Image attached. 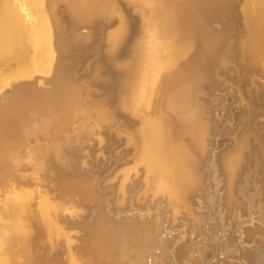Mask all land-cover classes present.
Returning <instances> with one entry per match:
<instances>
[{
    "label": "bare ground",
    "instance_id": "1",
    "mask_svg": "<svg viewBox=\"0 0 264 264\" xmlns=\"http://www.w3.org/2000/svg\"><path fill=\"white\" fill-rule=\"evenodd\" d=\"M61 1L66 4L64 8L67 7L72 24L77 25L81 23V25L85 24L89 26L93 25L95 19L99 16L104 15V13L107 14L108 11H104L105 8H103V5L105 6L110 2L112 3L110 6L111 8L109 7L110 12L108 13H111V16L117 17L119 22L115 28L109 30L110 32L107 33L106 42L104 43L106 47L104 46L105 50L103 49L104 52L100 60L101 64L93 66L91 70L92 77L102 79V84L112 89L111 92L103 95V99L107 98L108 100H114L115 111H118L117 109L127 111L131 116L135 115L138 117L139 127L134 132H129L130 134L128 136V141L133 144L135 152V154H133V159L135 158L136 163L141 164L144 168L146 175V179L144 178L146 180L144 187L148 188L154 196L161 195L173 212L172 216L168 217V215L159 211V208L164 206L161 199L155 201L156 203L154 202L155 204H152V206L150 202H147V204L143 203L144 205L142 204V206H135L132 197H130L129 202L126 203L125 196L127 193L124 186L128 177L127 174H124L121 186L118 190L122 194V198L115 202L116 204L126 206L125 208L118 206L114 208V199L112 197L107 198L105 203L102 204L104 200L101 202L99 200L100 197L98 198L96 195V184L94 181L81 182L62 178L59 180V188H62L65 192H74L78 194V196L80 195L81 199L85 198L92 201L95 205V207H92V212L93 208H96L95 212L97 213L93 225L91 228H86L87 231L83 234L86 248L84 247L81 249V253L78 251L83 260H80L81 263H79L78 260L74 258L70 259L69 257V259H67L69 260V264H86V260L91 264H177L174 261L175 256L178 258V261L184 256L192 260L199 259V261L192 262V264H264V161L262 158L254 154L253 159L255 160V164L250 169V173L243 175L241 178L245 185L242 190L238 188V192L242 199L238 201L235 195V186L238 181H236V179L239 177V163L241 164V161L239 162L238 158H236L235 155L233 156V152L239 149L235 150L234 148V151L231 150L232 154L226 151L229 154L221 157L222 168L226 174V192L224 193V197L222 195L224 204L228 207L227 214L225 215L226 219L223 218L224 210H220L217 205L219 195L218 185L220 182L217 176H215L214 171L207 175L206 180L208 186L204 194L202 196L196 195L200 193L199 185H202L201 182L204 177L203 169H213L214 158L212 159L210 155H205V135L208 132L209 125L203 118L202 105L198 99L199 97L197 98V94L194 95V93L200 82L205 80L203 77L209 78L213 76V74H216L215 71L226 65V61L223 58H216L218 50L228 52L232 47L230 42V44L223 42L220 36L210 35L206 31V28L203 27V24L208 20L216 17L218 18V16L224 18L223 11L226 9L223 6L225 5L223 4L221 9H217L219 8L217 5L218 3H211L207 0H138L143 5L149 6L147 12L148 16L144 20L145 23H142L145 24V29L143 30L142 28V31H144L143 34L145 33L144 35H146L147 41L144 42L139 38L144 42L142 43L141 41V44L139 43L140 40H123V36L129 32L133 23L127 20L120 6L116 4L120 3L117 2V0H60V2ZM251 1L254 2V6L245 13V19L249 28L248 43L255 52L259 53L262 50L264 51V0ZM4 3L5 5L0 9V57H7L11 52L16 50L23 52L22 49L24 47L21 38L25 32V26L21 22L22 20L20 21L18 19L14 9L8 6L6 4L7 2ZM53 3L54 0H51L49 8L45 6L48 8L46 11H43L41 7L42 10L39 11L40 9L38 8V25L30 35L31 45L33 47L32 57L30 56L24 59L23 55H21L16 58L12 62L15 65L14 72H12L10 76L7 75V78L4 76L0 77V88L11 85L12 82L14 83L17 81L19 75L22 74V70L24 71L40 66L39 60H48L49 58H55L57 55H63L68 52L71 47L75 49L86 47L81 37L75 34L73 37H68L64 34L60 19L56 16L55 12V14L53 13V9L51 10V6L54 5ZM109 8L107 7L108 10ZM230 8L232 9L231 6ZM140 18L142 19V17ZM177 21L181 24L177 26H181L183 30L185 29L188 31V35L186 36L190 37V40L186 41L188 43L183 47L181 46L182 48L177 45V50L175 49L174 51L173 49L176 46L175 39H171L170 42H167L166 40L161 41L163 39L160 40L159 37L158 40L157 36L160 35H158V31L155 27L163 23L162 25L165 26L168 35H170L173 28H170V25L173 26ZM179 22H177V24ZM226 25L228 27V24ZM165 32L166 31H162V33ZM181 34L183 33L181 32L179 35L175 34L177 35L176 37H178L176 39L185 36ZM27 35H29V33ZM165 35L166 34H164V36ZM168 39H170V37ZM247 46L246 43H243V48H245L246 51L249 50ZM188 49L190 51H195L193 58H191V63L193 64L191 66L189 65L190 69L187 72L181 71V74L179 73L180 75L178 74V77H175L176 79L171 78L177 73L174 75L172 74L173 76L164 83V77H166L164 74L167 72L170 74L172 67L179 61V58L186 55ZM103 50L101 49V51ZM13 53L15 54V52ZM85 53H89L88 50H86ZM244 54L245 60L248 59L251 64H254L253 60L249 58V55H247L245 51ZM120 56H127V58L121 63H117L116 59ZM6 59L9 58H5V60ZM78 61V67L83 68L84 63L81 55ZM63 66V63L60 65L58 64L55 76L53 74L54 78L50 82V86L52 85L54 89L53 94L46 96L41 95L37 88L25 84L16 87L12 92L3 96L6 101L5 105L10 108L14 107L17 111V113L15 112L17 114L15 116L16 119H14L12 123L10 121V123H7V120L6 122L4 121L6 123L5 125H3L4 122L0 125V167H2L3 170V167H5V169H12L13 167L11 160L14 155V148L12 149V147L16 139L20 137H26L28 139L31 136L37 137L39 134L44 135L47 139L46 136L49 134L48 129H51L57 121L59 122L57 123L59 127H67L74 116H78L79 111L82 112V110H80L81 105L79 106V99L84 97L81 96L82 93L79 95L80 90L78 91L77 87L73 85L74 83H72L69 75L65 73L64 70L66 69H63ZM103 71L108 74L105 78H102L101 73ZM193 73L194 75H191ZM131 80L134 82L132 85ZM38 84L42 85L43 81L40 83L38 82ZM263 86L260 88L261 93H252V97L257 98L254 99V101L256 100L257 102L258 100L262 105V110H264ZM129 87L130 91L127 92ZM84 88L85 87L82 89ZM83 91L86 92L87 90ZM121 92L127 93L119 95ZM155 94L160 96L163 107L158 105V107L161 106L162 108L160 107L161 109L158 110L156 107V110L153 111L148 108V110L145 109L147 110L146 112H143L144 110H142V107L145 108L149 106L148 104L152 102V96ZM158 95H156V97ZM33 97L36 98L31 100L30 98ZM83 100L88 101L85 99ZM81 103L83 104L84 102L81 101ZM90 104L88 103L87 107H89ZM101 105H103V103H101ZM189 105L194 107L192 110L190 109L188 111L186 107L190 108ZM1 107L3 109L5 106ZM86 108L85 110L87 111L88 109ZM8 109L9 108H7V110ZM4 110L0 113L3 114ZM91 110L94 109L90 107V111ZM99 110L100 109H98V111ZM104 112L107 114L105 118L114 122L113 120L116 112L109 110ZM152 112L156 115H151ZM6 113L11 114L9 111ZM38 113L45 117L35 123H31L30 121L36 114L38 115ZM221 117L216 118L214 130L217 133L220 130V128L217 127L222 123ZM49 132L52 131L50 130ZM81 132H79V134ZM77 133L78 132L75 134L76 136ZM60 134L61 131L59 135ZM261 135H264V129ZM57 138L52 137L51 140L49 139L50 142L46 141L44 145L38 147V170L43 166L42 163L47 155L50 156L49 154L54 153L58 156L60 153L62 141ZM64 140L66 139L64 138ZM240 144L243 146V143ZM242 148H244V146ZM63 152L64 150H62V154ZM61 155H59V157ZM35 170L37 171V169ZM0 174H3V171ZM247 177H250L251 181L247 180ZM107 190H109V192L112 191L110 188H107ZM57 193L58 192H56V194ZM192 195L198 197L199 207L205 209L207 214H194L190 205V197ZM27 199V195H23L19 198L18 204L22 205ZM48 199L50 200V198ZM49 200L42 201L41 206L38 204L40 209L37 206L39 209L37 212L41 217L38 216L41 219L40 222L45 231L49 234V237L52 236L53 240L56 237L63 239L68 252L73 254L71 250L76 252L78 249L71 246L72 241L69 240L71 237L68 239L66 235V237L62 236L65 234L64 226L66 225L67 227L68 224L66 223L64 226L60 225L64 223V218L61 215L59 216L60 213L58 214L60 205H57V200L55 203L52 202L54 199H51V201ZM88 200L86 202L92 205ZM106 201L109 202V207H111V209H115L111 212L113 213L110 216L111 221L107 220L106 217L104 219L102 215V210L107 214ZM232 201L235 202L232 205L233 207L231 206ZM243 205H245V207H243ZM181 209H185L187 214L195 216L197 221H199L200 216L205 217L201 219L198 225H175L176 220L178 221L176 215H178L177 213ZM160 210H162V207ZM167 224H170L169 229H165ZM18 228L16 227V230H18ZM19 230L22 231L24 229ZM89 230L92 232V236ZM27 232L30 233L29 230H27ZM20 233L17 234L19 235L17 236L18 239H21L27 247H32L35 243V239L28 238L29 240L27 241L25 238L28 236H25V234L28 233ZM195 235L198 236L200 240L191 245L190 239L194 238ZM53 236L56 237L53 238ZM123 237L124 239H122ZM1 239V242L3 241V243L6 244L8 238L3 237ZM5 244L4 247L6 246ZM11 245H14L13 242H11ZM123 247L124 249L122 252L121 248ZM10 249H12V247ZM4 254L6 256L4 255L3 258H0V264H14L15 262L17 264L18 262L19 264L27 263L25 257L21 254ZM31 255L33 256L32 253ZM76 257L78 259L81 258L79 256ZM132 257L135 261H133ZM51 259L53 260V258ZM43 260L44 259H42V261ZM84 260L85 263L83 262ZM53 261V264H61V261L59 259L57 260V258ZM43 264H49V262L44 260ZM185 264L191 263L186 261Z\"/></svg>",
    "mask_w": 264,
    "mask_h": 264
},
{
    "label": "rangeland",
    "instance_id": "2",
    "mask_svg": "<svg viewBox=\"0 0 264 264\" xmlns=\"http://www.w3.org/2000/svg\"><path fill=\"white\" fill-rule=\"evenodd\" d=\"M50 1L51 0H6V1L5 0H0V9L3 8V6L5 5L4 2H7L6 4L8 6H10L12 9H14V11L17 13L18 19L20 21L22 20L21 22L25 26V32L23 33L24 36L22 35V38H21L22 45L25 48L23 47V49H22L23 52L16 50V51H13V52H15V54L13 52H11L7 57L6 56H4V57L1 56L2 58L0 57L2 59V60L0 59V77L4 76V77L7 78L8 76H10V74L12 72H14L15 65L12 62L16 58H18L19 56L23 55V57L25 59V58H28V57H30L32 55L33 47L31 45V40H30L31 37H30V35H31L32 31L38 25V20H39L38 16H37L38 15V10L40 9L39 11H41L43 9V11H46L49 8ZM121 1H122V3H125L127 6H130L133 9V10L130 9L129 12L132 13V14H135V17L137 18L136 24H134V23L132 24V26L135 25L133 27L134 30H133L132 39L133 40L135 39V40L139 41L140 40L139 38H141L144 42H146L147 41L146 40L147 37H146V35H144L145 33L143 34L144 31H142V28H143V30L145 29V27H144L145 24H142V23L144 22V20L148 16L147 12H148L149 6L147 7L146 5H143L138 0H117V2H121ZM61 2H60V0H54V3H53L54 5L51 6V10L53 9L52 10L53 13L55 12L56 16H58V18L60 19V21L62 23V28H63L64 34L66 36H68V37H73V35L75 34L73 29L78 24H81V23H78L77 25L76 24H72L70 13L67 10V7L64 8L66 4L64 2H62V3ZM63 4H64V6H63ZM116 4L119 6L120 3L119 4L116 3ZM111 5H112L111 2L109 4H106L105 6L103 5V8H105L104 11L110 12V8H111L110 6ZM45 6H47L48 8L45 7ZM253 6H254V2L251 1V0H241L240 1V6L239 7H240V11L242 13V18H243L242 19V24H243V27H242V34H241L240 39H239L240 40V44L238 45L239 49H240V52H241V56L243 57L242 59L245 60V54H244V51H245L247 53V55H249V58L252 59L253 62H254V64H251L253 66V68L255 69L253 76L255 77V81L256 82L253 83V88L249 89V90H246L247 92L242 91V90L238 92L237 91V89H238L237 88V84H235V83H230L226 87H223V86L217 87V88L213 89L214 90L213 94L209 96V100L210 101L208 102V104L204 100V98H203L204 96L203 95L201 96L199 94L200 92L198 93L199 85L196 88L197 90L194 93V95L197 94V98L199 97L198 99L200 100L201 105H202L203 118L207 121V123L209 125L208 132L205 135V142H206L207 138L210 137V125H211V122L209 121L208 112L217 113L218 115H217L216 118H220L222 116L221 119H222V123L223 124L221 123L220 128H222V126L225 127V128L228 127V129H227L228 130L227 138L228 139H233L232 140V144H231L232 146L231 147L228 146L226 149L230 150V151L227 150L230 154H232L231 152L234 151L233 150L234 148H235V150L239 149L238 151H234L233 152V156L235 155V157L238 158L239 162L241 161V157H242L243 151L245 150L247 145L250 143V140L254 139L253 136L255 135V130L253 129V121H252V119H251V117L249 115V108L251 106V102H253L254 99H255V98L252 97V93L253 92L254 93L255 92L261 93L260 88H262V86L264 85V51L262 50L259 53H257V52H255L254 49H252L249 46V43H248V40H249V28L247 26V22H246V19H245V15H246L245 13H246V11L248 9L253 8ZM43 7L46 8V9H44ZM107 7L108 8L110 7L109 10L107 9ZM121 11L123 12L122 9H121ZM108 12H107V14H109ZM104 15H106V13H104ZM104 15H102V16H104ZM110 16H111V13H110ZM111 17L115 18V16H111ZM138 17L139 18L142 17V19L141 18L139 19ZM177 22H179V21H177ZM177 22L173 26L170 25L171 26L170 28L173 27L172 30H171L170 35H168V32L165 29V26L162 25L163 23H160L159 25H157L155 27V29L158 31V35H160V36H157L158 40H159V37H160V40L163 39L161 41L166 40L167 42L168 41L170 42L171 39H173V40L175 39L176 46L173 49L174 51H175L176 47L180 46V48H182L185 44L188 43L186 41L190 40V37L186 36V35H188V33H187L188 31L185 30V29L183 30V28L181 26H177V25H181L180 22L178 24H177ZM63 25H65V26H63ZM32 27H33V29H32ZM114 27H115V25L112 26V29ZM179 27H180V29H179ZM160 28H161V32H160ZM29 29H31V30H29ZM140 29H141V31H140ZM173 30H174V32H173ZM162 31L163 32L166 31V32L162 33ZM185 31H186V34H185ZM206 31H207V29H206ZM108 32H110V31H108ZM108 32H106L105 36L99 42L100 45H101L100 48L102 50L103 49L105 50L106 46L104 45V43L106 42L105 39H106V36H107ZM181 32L183 33L181 35H185L186 37L182 36L181 38L176 39L178 37H176L177 35H175V34L179 35V33H181ZM28 33H29V35H27ZM164 34H166V35L164 36ZM27 36H28L29 39L27 38ZM167 36H168V38L170 37V39H168ZM173 36H174V38H173ZM185 39H188V40H185ZM231 39H233V38H231ZM142 40H140L139 43H141ZM143 41H142V43H144ZM243 43H246L248 45L247 47H248L249 50L246 51L245 48H243ZM71 49L74 50L75 48L71 47ZM71 49L68 52L64 53L63 55H57L55 58H49L48 60L47 59L46 60H39V62H40L39 65L40 66H38V67H34V68L27 69V70H24V71L22 70V74L19 75V77L17 78V81L19 79H27V78L37 77L38 78V82L40 83L42 81L41 80L42 77H47V76L51 77V81H52L54 76H55L58 64L60 65L62 63L64 64V66H63L64 68L63 69H66L64 71H65V73H67V68H68L67 66H69V61L67 60V56H68L67 53H69L71 51ZM231 49L234 50L233 47H231ZM231 49H230V51H231ZM104 50L103 51L100 50V56H101L100 60L102 58ZM248 51H250V52H248ZM188 52H191V53L193 52V55L195 53V51H190L189 49L186 52V54ZM11 54H13V55H11ZM5 58H9V59L5 60ZM126 58H127V56H120L119 58L116 59V62L117 63H121L122 61L126 60ZM181 59H182V57L179 58L178 60L180 61ZM65 61H66V63H65ZM179 61H177V63L174 65V67H172V69L170 71V74H169V72L164 74V76H166V77H164V81H165L164 83H166L167 79H170L176 73L177 74L174 75L171 79L175 78L179 73L181 74V71L187 72L190 69V66L193 64V63H191L192 62V59H191V61L188 62V66L186 68H184V70H180V72H179L177 70V68H176ZM78 69L80 70V67ZM53 74H54V76H53ZM107 75L108 74L106 73V76ZM24 77H27V78H24ZM74 77L77 80H79V81L88 80L89 83H90L91 82V77H92V71H91L90 75L82 72L80 74H78V73L75 74ZM211 77H209V78H211ZM209 78H204L203 77V79H205V80H203V82L208 81ZM95 79H98V78H95ZM100 80H101V83H103V80L102 79H100ZM133 81H134V79H133ZM133 81L131 80V85H132V83H134ZM72 83H74L73 85L77 87L78 91L80 90L79 91V95H81L80 93H82L81 96L84 97L82 99L80 97H79L80 99L78 98L79 99V103H80L79 106L81 105L80 106V110H82V112L79 111V113H78L79 115L78 116L75 115L73 120L70 121V123H69V125L67 127H62V126L59 127V124L57 125V123H59V122L57 121L56 124L51 127V129L50 128L48 129V133L49 134L47 133L48 134L46 136L47 139L44 137V135H41V134H39L37 137H32L31 136L28 139L26 137H22V138L20 137V138L16 139L15 140V144H13V147H12V149L14 148L13 149L14 155H13V158L11 160L12 161V165L15 168H13V167H12V169L6 168V169H8V170H6L5 167H3L4 168V170H3L2 167H0V169H2V170H0L1 171L0 173H2V171H3V174H0V176H1L0 177V235H1V237H0V245H1L0 246V258L1 257L3 258V256L5 255L4 253H6V254L7 253H12V255H15L17 253L18 255L19 254L23 255L25 257V259H26V256L27 255L28 256H32L31 255V253H32L33 254V260L26 259V261H27V263L25 262L26 264H29V263L30 264H43L44 260L46 262H49V264H53L52 261L55 260V258H57V260L59 259L61 261V264H69V260H67V259H69V257H70V259L74 258V259L78 260L79 263H81V261L83 260V258L79 254V252L81 253V250L78 249V250H76V252L74 250H71V253H73V254H70L68 252L67 248H66L67 247L66 244H64L63 239H61L60 237H56L55 236L58 239L57 240L53 236V238H55L53 240L52 236L49 237V234L45 231L42 223L40 222L41 221V219H40L41 217H40V214L37 211L40 209L39 205L41 206L42 201L44 202L46 200H49L48 198H50L49 201H51V199H54V201L52 200L53 203H55L56 200H57V205L58 204L60 205V209L58 207V209H59L58 210V214L60 213L59 216L60 215L61 216L62 215L73 216V215H76V213L82 212L83 210L80 207H77L75 205V203L72 201L75 198L81 199L80 195L78 196V194H76L74 192H65V191L62 190V188H59L58 184H57L58 187L53 189L51 184L48 183L43 178L44 177L43 176V172H44L43 166L45 164V160L49 156L47 155L45 157V159H44V161L42 163L43 166L41 167L40 170H38V167H37L38 166L37 165V163H38V161H37V158H38V147L40 145H44V143H46V141L50 142L52 137L53 138H57L58 137L59 139L58 138L57 139L62 141V143H61L62 145H61V148H60V153L58 154V156H56L54 153H51V154L55 155L57 161L59 160V162H64L65 160L63 159V157H65L66 153H68V152L77 153L78 148H77L76 144L79 143L78 140L81 141V140H83L82 138L86 137L88 134H90V132L94 133L95 131H97L101 127V123L108 124V121L110 119L108 120L107 118H105L107 116V114H105L106 112H104V111H106V110H109V111H112V112L114 111V112H116L115 114L124 113V112L127 113V111H123V110L115 111L114 110L115 109V101L111 100V99H110L111 100L110 101L107 98H104L105 100L103 99V95L104 94L106 95L107 93L111 92L112 89L104 91L102 88L92 84V86L90 85V89H92V91L96 92L97 94H94V95L91 96V95H88L89 92L86 91L85 88L82 89L83 87H85V84H86L85 82H84L85 84L83 82H82L83 84L81 82H80V84H78V83H76L74 81H72ZM39 85H41V84H39ZM9 87H10V85H8L6 87H3V88L1 87L0 88V91H1L0 94L6 88H9ZM79 87H80V89H79ZM50 88H51V91L50 90L49 91H43V90H40V89H37V90H38V92L41 95H45L46 96V95H50V94L54 93V89H53L52 85L50 86ZM83 90H85L86 92H84ZM263 90H264V86H263ZM129 91H130V87L127 89V92H129ZM127 92H123V93L126 94ZM123 93L121 92L119 95H122ZM156 95H158V94H155V95L152 96V102H150L148 104L149 106H146L147 108L146 107L145 108L142 107L143 108L142 110H144L143 112H146L148 110V108H149V110L153 111V110H156V109L159 110V109H161L163 107L162 106L163 103L161 102L160 96L158 95L156 97ZM2 98H4V97H2ZM83 99L88 100L89 102L88 101H84ZM2 100H3L4 103L2 102ZM156 100H158V101H156ZM81 101L84 102V103L82 104ZM5 102H6L5 98L0 100V105L6 107V108L3 107V109H2V107L0 106V112L5 109L3 111L4 117H3V114H1L2 112L0 113V119H2V120H0V125L3 124L2 122H4V121L6 122L7 120H8L7 123L9 121L12 123L14 121V119H16L15 116L17 115L16 114L17 113L16 108H14V107L10 108L9 106L7 107L5 105ZM1 103H3L4 105L1 104ZM88 103L89 104L91 103L92 105L90 104L91 106L89 105V107H87ZM101 103H103V105H101ZM85 104H87V105H85ZM158 105H161L162 107L161 106L158 107ZM189 106H190V108L186 107V110H188V111L190 109L192 110L193 107H194L192 105H189ZM90 107H91V109H94V110H91L92 113L90 111ZM7 108H9V109L7 110ZM85 108L88 109L87 111L89 112V116H88V112L85 110ZM209 108H211V109H209ZM10 109H12V110H10ZM98 109H100V110L98 111ZM145 109H147V110H145ZM5 111L6 112L9 111V112H11V114L6 113ZM93 111H96V112H93ZM260 111L264 112V110H262V108H261ZM96 113H99V114H96ZM95 114H96V117H95ZM153 114L156 115L154 112H152L151 115H153ZM129 116H131V115L129 114ZM44 117H45L44 115L42 116V115H40V113H38V115L36 114L35 117L30 122L31 123H35L38 120L43 119ZM131 117H134V118H136L138 120V117H136L135 115L131 116ZM3 118H5V119H3ZM9 118H11V119H9ZM97 118H99V119H97ZM257 119H258V121H260V124L264 122V116H262V115H259ZM5 122H4L3 125L6 124ZM111 122L112 121L110 120L109 124H111ZM138 122H139V120H138ZM215 124H216V121L214 122V126H215ZM62 128L63 129L69 128V129L63 130ZM59 129H61V130H59ZM77 129H78V131H77ZM50 130L52 132H49ZM57 131H59V132H57ZM60 131H61V134L59 135ZM258 131H260V130H258ZM76 132H78L77 136L75 135ZM79 132H81V133L79 134ZM256 132H257V130H256ZM130 133L129 132L127 133L126 141L133 148V144L128 141V136H129ZM55 135H58V136H55ZM235 136H236L237 139L235 138ZM94 137L100 138V136H97V135H94ZM256 137L258 138V142H257L256 150H255V155H257L259 158L261 157L262 160L264 161V135H261V133H259V134L256 135ZM64 138L67 141L64 140ZM73 140H74V142H73ZM233 143H234L235 147L233 146ZM236 143L239 145V147H238V145ZM240 143H243L244 148H242L243 146H241ZM63 145H64V147H63ZM63 148H66V149H63ZM62 150H64L63 154H62ZM228 152H225L222 156L228 155L229 154ZM51 154H49V155H51ZM133 154H135L134 149H132V151L126 157V159L128 161L118 171V173H120L121 176H122L121 177V182L123 180L124 174H127V176H128L127 180L125 181V182H127L129 180L130 173H135V174L139 173L138 169L142 165L139 164V163H136L135 158L133 159ZM59 155H61L62 157L61 156L59 157ZM97 155L98 156H102L103 154L101 152H97ZM210 156L212 157V159L214 158L213 154L210 155ZM57 157H58V159H57ZM60 158H61V160H60ZM83 163H85V162L83 161ZM57 164L58 165H56V168H59L60 164L59 163H57ZM254 164H255V160L253 159L252 160V166ZM14 165H16V166H14ZM240 165L241 164L239 163V169L241 170ZM204 167H205V165H204ZM35 169H37V171ZM212 171L215 172L214 174H215V176H217V178H218V180L220 182L219 185H218L219 195H218L217 205L220 208V210H222V209L224 210L223 218H225V215L227 214L228 207H227V205L224 204V201H223V197L225 195L224 193L226 192V189H225V187H226V174L224 173V170L222 168V158H220L218 165L214 161L213 169L212 168H207V169L204 168L203 169L204 177H203V180L201 182L202 185H199L200 193L196 194V195L202 196L204 194V191L207 189V186H208V182L206 180L207 179V175L209 173H211ZM248 173H250V169L246 172V174H248ZM62 178H60V179H62ZM64 178L67 179V180H71V181L72 180H76V181H81V182H89V181H92V182L94 181L95 182V174L89 175V176L88 175L84 176V175H79V174L75 173L73 175H70L69 177H64ZM142 178H143V180H142V183H140V186L142 184L143 188H141V189L138 188L136 190L135 197L133 198L134 202H135L134 203L135 206H142L143 203L147 204V202H150L151 206H152V204L154 205L156 203L155 201H158V199H161V201L164 204V206H161L162 210H160V208H161L160 207L159 211L161 213H164V214L168 215V217L172 216V214H173L172 209L166 204L165 199L161 195H157V196L155 195L154 196V194H152V192L148 188L144 187L145 186V181H146L145 180L146 179V175L144 174ZM238 179H239V177L236 179V181ZM247 180L251 181L250 177H247ZM109 181H111V180L103 182V184H106ZM244 185H245L244 181L240 180L239 183L235 186V195L238 198V201L242 200L241 197H240V193L238 192V188H240L242 190L244 188ZM120 186H121V183H120ZM12 189H13V191H12ZM96 191L98 192L97 194H98V197H100L99 198L100 201L102 202L104 200L102 202V204L105 203V200L107 198H111L112 197L114 199L113 200V203H114L113 207L114 208L116 206L122 207V208L126 207V206H122L120 204H116L115 203L116 201H119L120 198H122V194L116 188H115V190L112 189V191H110V192L107 189H105V191H103L102 189L100 191H98V190H96ZM56 192H58V193L56 194ZM22 194L24 196L27 195L28 199H27L26 202H24L21 205V204H18V202H19V198H21L23 196ZM222 195H223V197H222ZM40 196H42V197H40ZM60 196H62V198ZM125 197H126L125 198V202L126 203L129 202L130 198H128V197H130V196H128V194H126ZM197 198L198 197L195 196V195L191 196V205H192L191 207H192V209L194 211V214L195 215L202 214V213H206L207 214L205 209L199 207ZM85 200L87 201L88 199H85ZM88 201L91 202L92 207H95V205H94V203L92 201H90V200H88ZM106 203H107L106 204V212H107V214L105 213L104 210H102V212L104 213V214L102 213V215H103L104 219L106 217L107 220L111 221V217L110 216L113 214L111 212H113L115 209L113 210V208L111 209V207H109V202L108 201H106ZM234 203L235 202L232 201L231 206ZM62 205H63V207H62ZM37 206L39 207V209H38ZM243 207H245V205H243ZM95 209L96 208H93V212L96 211ZM177 214L178 215H176V218L178 219V221L176 220V222H175L176 224L175 225H190V224L198 225V223L201 222V219L205 217V216H202V217L200 216L199 217V221H197L196 217L193 216V215L187 214L185 209H181ZM94 221H95V219H94ZM94 221H93V223H94ZM63 222L64 223L63 224L61 223L60 225L64 226V224H66L65 220ZM177 222H179V223H177ZM93 223H92V225H93ZM92 225H90L89 228H91ZM16 227L17 228L19 227L18 230L19 229H24V230H22L24 232H22L21 230H19V231L16 230ZM165 227H166L165 229H167V228L169 229L170 224H167ZM26 229L29 230L30 233H28ZM64 229H65V234L62 235V236L63 237L67 236L68 239L71 237L69 239L70 241H72L71 246L75 247L74 245L76 243V240L74 239L73 235L75 233H77V229L76 228H71V227H69V225H67V227L65 225ZM25 230H26V232H25ZM16 231H18V232H16ZM20 232L21 233H28V234H25V236L27 235L28 237H26V238L24 237L27 241L29 239H32L33 236H36L39 241L35 240V243H34V245L32 247H27L26 245H24L22 240L18 239V237H17V236H19L17 234L20 233ZM89 232H90V234L92 236V232L90 230H89ZM3 237L8 238L6 244L3 243V241L1 242V240H2L1 238H3ZM122 239H124V237ZM199 240H200V238L195 235L194 238L190 239V244L192 245L195 242H198ZM243 240H244V238H243ZM16 241H17L18 245H17ZM44 241H48V244L46 242H44ZM52 241H54V242H52ZM120 241H122V240H120ZM11 242H13V244L15 245V246L13 245L14 247L11 245ZM43 242H44V244H43ZM4 244L6 245L5 247H4ZM9 247L10 248L12 247V249H10ZM123 249H124V247L121 248L122 252H123ZM5 251H7V252H5ZM63 254H65V255H63ZM77 254H79V255H77ZM126 254H128V253H126ZM76 256H79L82 259L81 258L78 259ZM139 256H143V255H139ZM34 257H36V259ZM46 258H47V260H46ZM51 258H53V260ZM42 259H44V260L42 261ZM132 259H133V257H132ZM64 261H65V263H64ZM125 261H127V260H125ZM133 261H135V260L133 259ZM174 261L177 264H179V263L185 264L186 261H189L192 264V262H197V261H199V259L197 258L196 260H192L189 257L184 256V257H182L181 260L178 261V258L175 256L174 257ZM83 262L85 263V260ZM14 264H17V263L15 262ZM18 264H19V262H18ZM86 264H91V263L87 262V260H86ZM143 264H145V263H143Z\"/></svg>",
    "mask_w": 264,
    "mask_h": 264
},
{
    "label": "water",
    "instance_id": "3",
    "mask_svg": "<svg viewBox=\"0 0 264 264\" xmlns=\"http://www.w3.org/2000/svg\"><path fill=\"white\" fill-rule=\"evenodd\" d=\"M207 1L211 3H218L217 5L219 8L217 9H221L224 4L225 6L223 7L226 10L223 11L224 18L218 16V18L216 17L214 19L208 20L207 22H204L203 27L207 29L210 35H218L220 36L223 42H227L228 44L231 43V46L234 49H231V51L228 52H224V50H218L216 58H223L226 61V65L215 71L216 74H213V76L215 75L214 77L212 76L206 82L201 81L199 84L198 93L200 92L199 94L201 96H204L203 98L208 104V102L210 101L209 96L213 94V89L217 87H226L230 83H235L237 84L238 92L241 90L247 92L246 90L253 88V83H255L256 81L255 77L253 76L255 69L248 61V59H242L243 57L241 56V52L238 46L240 44L239 39L242 34L241 30L243 27V18L239 7L241 0ZM119 6L120 9L123 10V14L126 15L127 20L130 21V23L136 24L137 18L135 17V14L129 12L132 8L130 6H127L125 3H122V1L120 2ZM230 6L232 7V9L230 8ZM118 22L119 19L117 17L113 18L110 16V14H106L104 16H99L98 18H96L93 25L91 26L79 24L77 27L74 28L75 34L83 39V42L86 44V47H79L75 50L72 49L71 52L68 53L67 60L69 61V66L67 68V73L69 74V77L72 81L78 84H80V82L86 83L85 89L89 92L88 95L92 96L94 94H97L96 92L92 91V89H90V85L92 86V84L102 88L104 91L109 90V87L103 85L100 79H95L91 77V82L89 83L88 80H77L74 75L77 73L80 74L82 72L90 75V71L93 66L96 64H101V45L99 42L105 36L106 32L112 30V26H117ZM130 23L129 25L131 26ZM226 24H228L229 28ZM134 26L135 25L131 26L132 28L129 29V32L125 36H123V40L129 41L130 39H132ZM86 50H88L90 54H86ZM80 55L82 56L84 67L82 69L80 68L79 70L78 60L80 59ZM191 58H193V53L188 52L178 62L176 67L177 70H184V68L188 66V62L191 61ZM101 74L102 78H105L106 73L103 71ZM191 75H194V73ZM41 80L43 81L42 85L38 84L37 77L19 79L18 81L12 83L9 88H6L0 94V99L4 95H7L9 92H12L16 87L25 84H29L30 86H34L35 88L43 91H51V77H42ZM35 98L36 97L30 99L34 100ZM261 107L262 105L259 103L258 100L257 102L256 100L251 102V106L249 108V115L253 121V129L255 130V135L253 136L254 139L250 140V143L247 145V147L242 153L241 170L239 172V179L237 181V184L239 183L243 175H245L246 172L252 168V160L254 158L258 142V138L256 137V135L262 133L264 129V122L260 124V121H258L257 119L259 115L264 116V112L260 111ZM208 115L211 125L210 137H208L205 142V155L209 156L213 154L214 161L218 165L221 156L227 150H229L226 148L228 146L231 147L233 139L227 138L228 127L225 128L222 126V128H220L219 125L217 127L220 128L219 132H215L213 127L214 122L216 121V117L218 115L217 113L208 112ZM113 121L114 122L111 124L101 123V127L97 131H95L94 133L90 132V134L84 137L82 141H79L78 144L75 143L78 148L77 153H66V156L64 157V162H58L56 160L55 155H50L45 160V164L43 166V178L51 184L53 189L58 187L57 184H59L60 178L69 177L70 175L76 173L84 176L95 174V193L97 196L98 192L96 190L100 191L102 189L103 191H105V189L107 188L113 190H115L116 188L117 190H119L122 176L120 173H118V171L128 161L126 157L133 149L132 146L126 141L127 133L132 131L134 132L139 127V122L136 118L129 116V114L126 112L115 114V118ZM94 135L100 136L101 139L94 137ZM97 152H101L103 155L98 156ZM83 161L85 163H83ZM57 163L60 164L58 169L56 168ZM138 170V174L130 173L129 180L125 183L124 186V188L126 189V193L132 198L135 197L136 190L138 188H143L142 184L140 186V183H142V177L145 174V171L142 166ZM108 180L111 181L106 184H103V182H106ZM60 197L62 198V196ZM72 201L77 207H80L83 211L80 213H76V215L73 216L62 215V217L69 225V227L77 229V233L73 235L74 239L76 240L74 246L77 249L81 250L86 246V242L85 240H83V234L85 231H87L86 228L92 225L94 219L97 217V213L92 212V205H90L84 199L75 198ZM32 239L39 241L36 236H33ZM44 242L48 244V241ZM27 256L26 259L33 260V256Z\"/></svg>",
    "mask_w": 264,
    "mask_h": 264
}]
</instances>
